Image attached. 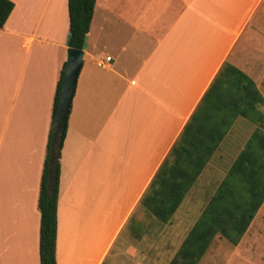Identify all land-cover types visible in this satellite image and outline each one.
Listing matches in <instances>:
<instances>
[{
    "label": "crops",
    "instance_id": "crops-1",
    "mask_svg": "<svg viewBox=\"0 0 264 264\" xmlns=\"http://www.w3.org/2000/svg\"><path fill=\"white\" fill-rule=\"evenodd\" d=\"M10 1L0 31V264H41L38 201L68 0ZM86 44L61 150L57 264H171L195 223L178 234L192 197L165 225L142 200L222 68L264 76V0H97ZM214 158L205 172L215 191L227 170ZM252 233H264V205L225 264H264Z\"/></svg>",
    "mask_w": 264,
    "mask_h": 264
},
{
    "label": "trees",
    "instance_id": "trees-1",
    "mask_svg": "<svg viewBox=\"0 0 264 264\" xmlns=\"http://www.w3.org/2000/svg\"><path fill=\"white\" fill-rule=\"evenodd\" d=\"M96 1L68 0L73 49L82 50L86 43ZM14 9L15 4L12 1L0 0V31ZM65 70L66 64L56 92L38 201L41 214V264H57L61 153L52 191L48 185L53 127ZM259 107H264V98L254 81L236 67L226 64L172 149L170 157L154 178L142 200V206L157 220L168 224L236 121L242 118L256 125L255 132L211 199L204 216L189 234L171 264H199L216 237L224 238L237 246L264 205V115L259 112ZM66 131L67 127L63 143ZM238 201L241 202L237 203ZM223 216L228 220L224 229Z\"/></svg>",
    "mask_w": 264,
    "mask_h": 264
},
{
    "label": "rangeland",
    "instance_id": "rangeland-1",
    "mask_svg": "<svg viewBox=\"0 0 264 264\" xmlns=\"http://www.w3.org/2000/svg\"><path fill=\"white\" fill-rule=\"evenodd\" d=\"M240 49L241 48H239L238 51ZM252 81H254V80L252 79ZM254 83L256 84L259 92L261 93L262 97L264 98V76H260L259 78H257L258 85H257V83L255 81H254ZM258 110H259L260 113H262L264 115V107H259ZM238 120H237L238 122L241 121L240 125L233 126L229 130V132L227 133V136L225 137V139H224V141L222 143L223 145L221 144L222 146H224L223 149H222L223 154H221V156H217L216 158L213 157L214 161H215L214 162L215 165H217V167H219L221 170H227L226 172L222 171L223 174L224 173H226V174L225 175H223L222 173L220 174V176H221L220 179H222V180L220 181L219 187L214 191V189H212V188H214L216 179H214V181L210 182L209 184L207 182L209 179L213 180L212 178L214 177V174L211 171H206L205 172L207 167L204 169V171L202 172L200 177L202 175H204V176H203L202 180L197 184L198 186L196 188V191L193 192L194 190H192V189L195 187L197 182L194 184V186L192 187V189L188 193V194H190V197H192L191 198L192 199L191 203L189 202V204L183 208L182 212L179 215H177L175 223H177V221H179V220H181L184 223L182 229L180 227H177V229H178L177 231L179 232L178 234L183 233L184 231H186L188 229V227L191 225V223H193V220L195 221V223H194V226L190 230L189 233H191L194 230V228L196 227L197 223L204 216L205 210H206L208 204L210 203L211 199L215 196L216 192L219 190L220 186L223 184V182L227 178V175H228L230 169L233 167V165L235 164V162L239 158L241 152L243 151V149L245 148L246 144L248 143L249 139L251 138L252 134L255 132V130L257 128L256 125H254L253 123H251V122H249V121H247L245 119H242V118H239ZM218 150H217V152H218ZM216 153L214 154V156L216 155ZM210 163H211V161L208 163V165ZM204 172H205V174H204ZM199 178H198V180H199ZM201 187H204V188H201ZM198 189H200V190H198ZM200 193H202V195ZM208 194L211 195V197L209 199V202L202 207L204 209H203L201 215L197 218L198 212L200 210V207L204 204V201L206 200V196ZM198 195H200V197H198ZM240 202L241 201H238L237 203H240ZM147 214L150 215V218L153 221H156L157 224L165 225L164 223H162L159 220H157L148 211H147ZM222 221H223L222 222V226H223V229H224V226L228 222L226 216L222 217ZM221 233H223V231H221ZM256 234L257 233H252V235H254V237H256V239H257V236H258L259 240L261 239L260 237H262L263 241H264V233H259L260 235H258V234L256 235ZM261 242H262V240L260 242H257V244L255 243V250L259 249V245L261 244ZM242 245H244L243 249L245 247L251 246L249 238H248V240L246 238ZM235 247L236 246H233V244H231L228 240H226L224 238H221V237H216V239L214 240L210 250L207 253V256H204V258L202 259L203 262L201 261L200 264H225L228 261L229 257L234 254ZM249 257L253 258L252 255H250ZM255 261H256V259H255ZM258 262L259 263H257V264H261L262 263V259H261V262L260 261H258Z\"/></svg>",
    "mask_w": 264,
    "mask_h": 264
},
{
    "label": "water",
    "instance_id": "water-1",
    "mask_svg": "<svg viewBox=\"0 0 264 264\" xmlns=\"http://www.w3.org/2000/svg\"><path fill=\"white\" fill-rule=\"evenodd\" d=\"M67 48L68 57L64 82L60 92L59 106L53 127V139L50 149L48 185L50 191L53 189L55 174L63 143L64 131L67 127L68 118L70 116L72 102L76 92L80 71L82 69L84 52L87 49V44L85 43L82 50L73 49L71 47V35H69Z\"/></svg>",
    "mask_w": 264,
    "mask_h": 264
},
{
    "label": "built area",
    "instance_id": "built-area-1",
    "mask_svg": "<svg viewBox=\"0 0 264 264\" xmlns=\"http://www.w3.org/2000/svg\"><path fill=\"white\" fill-rule=\"evenodd\" d=\"M98 66L102 69H107L110 66V60L108 61H101L98 63Z\"/></svg>",
    "mask_w": 264,
    "mask_h": 264
}]
</instances>
